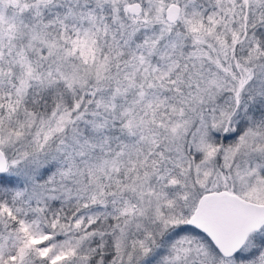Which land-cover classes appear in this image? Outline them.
Returning a JSON list of instances; mask_svg holds the SVG:
<instances>
[{"label":"snow or ice","instance_id":"6c2138e0","mask_svg":"<svg viewBox=\"0 0 264 264\" xmlns=\"http://www.w3.org/2000/svg\"><path fill=\"white\" fill-rule=\"evenodd\" d=\"M0 264H264V0H0Z\"/></svg>","mask_w":264,"mask_h":264}]
</instances>
